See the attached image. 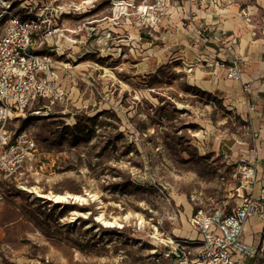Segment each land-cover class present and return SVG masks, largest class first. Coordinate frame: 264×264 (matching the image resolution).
<instances>
[{"label": "rangeland", "instance_id": "1", "mask_svg": "<svg viewBox=\"0 0 264 264\" xmlns=\"http://www.w3.org/2000/svg\"><path fill=\"white\" fill-rule=\"evenodd\" d=\"M115 1L57 0L68 12L58 23L75 29L92 21L98 33L80 31L81 42L57 56L79 74L76 84L64 80L65 104L40 109L42 102L35 103L38 113L12 121V129L32 138L34 150L31 161L0 178V264H171L164 255L169 240L195 236L193 212L228 209L237 201L236 166L209 153L207 142L250 138L242 106L233 109L191 83L186 65L201 62L178 58L189 45L155 39L139 45L136 15L120 14L135 12L141 0H126L134 4L126 9ZM233 1L256 4L223 0ZM263 15L264 8L256 11L254 26H261L257 18ZM169 20L175 28L181 21L176 13ZM34 187L39 193H85L86 200L53 202ZM100 213L117 225L96 220ZM260 226L249 218L244 241L257 245ZM244 264H264V254Z\"/></svg>", "mask_w": 264, "mask_h": 264}, {"label": "built area", "instance_id": "2", "mask_svg": "<svg viewBox=\"0 0 264 264\" xmlns=\"http://www.w3.org/2000/svg\"><path fill=\"white\" fill-rule=\"evenodd\" d=\"M122 1L125 9L134 5L130 0ZM146 1L134 5L135 12L124 11L120 15L128 19L135 14L136 25L140 26L138 32L155 39L152 36L154 28L165 26L169 13H176L181 26L196 34L201 45L210 40L216 46L217 54H222V58L210 61V65L229 61L231 65L226 77L241 80L243 59L232 50L236 38L231 37L227 44L222 40L221 32L218 36L210 35L208 26L202 24L196 15L195 7L206 0ZM63 13L68 12L57 0H0V178L10 176L19 166L31 161L34 150L32 138L24 130L12 129V121L28 111L38 113L42 108L65 104L68 88L64 80L76 84L79 74L73 70L75 65L70 60H58L57 56L66 55L65 51L72 44L81 42L80 31H85L87 37L98 33L92 21L86 22L87 26L82 24L85 28H65L57 21ZM241 13L250 21L246 13L242 10ZM163 20L164 25L161 24ZM250 28L252 35L259 33L264 37V25ZM101 35L109 37V33ZM205 62L203 60V64ZM187 67L190 71L191 66ZM249 85L250 82H241L242 90L248 92ZM89 87L92 89L93 85L90 83ZM40 102L42 104L37 105L40 109L32 108ZM243 103L252 143L235 164L233 177L238 174L239 182L237 201L230 202L228 209L217 207L193 212L189 224L195 236L170 241V248L164 255L171 259V264H244L264 254V233L257 245L244 241L243 234L245 223L251 216H256L264 227V188L253 194L257 162L255 140L259 136L252 124V114L256 110L253 102L245 97Z\"/></svg>", "mask_w": 264, "mask_h": 264}, {"label": "crops", "instance_id": "3", "mask_svg": "<svg viewBox=\"0 0 264 264\" xmlns=\"http://www.w3.org/2000/svg\"><path fill=\"white\" fill-rule=\"evenodd\" d=\"M243 3H245V6H238L235 1L226 3L223 0H213L210 2L206 0L200 6L195 7L197 17L201 18L202 24L208 26V33L210 35L218 36L221 32L222 40L227 44L231 37L236 38V43L232 45V50L243 59L240 67L241 80L226 77L228 67L231 65L229 61H224L222 64L210 65L209 68L206 67L203 64V60L212 61L216 58H222V54H217L218 50L210 40L205 45H201V42L196 40L198 39L196 34L187 28H180V22L177 23V28H175V26L172 27L170 20H168V23L164 27L158 28L156 26L154 30L158 31V37H155L156 41H166L167 43L170 42V44L175 43V45H189L190 48L179 49L180 51L183 50V52L179 54L178 58H185V62H193L195 58L199 59V62H201L199 66L195 67L191 64L190 71L187 70V75L190 77L193 85L201 90L217 93L225 99L227 104L233 106V109L236 105L238 107L242 106L244 116H246L245 119H247V113L243 97L253 102L256 111L252 114V124L259 133L258 138L255 140L257 162L256 181L253 186V194H257L260 189L264 188V37L259 33L252 35L250 27L255 22L253 18L256 11L258 15L262 13L264 0H256V4H254L255 1H243L242 5ZM241 10L246 14L248 13L252 20L247 21L245 16L242 15ZM257 20L260 22L258 25H264V15L259 16ZM164 22L165 20L162 23L164 24ZM183 34L188 35L191 43L188 42L187 37L182 36ZM136 39L139 40V45L142 43L150 44L154 41L144 33H139ZM163 49H166V47L164 46ZM188 65L190 64H187L186 67ZM196 70L200 71L199 75L196 74ZM241 82H250L248 92H244L241 89ZM223 137H215L209 143L207 142V151L212 155L222 156L227 162H231L235 166L241 153L247 152L252 141L248 135L242 140L228 136L227 138ZM249 218L255 219L256 222L259 221L263 227L261 221L256 216ZM259 229H255L254 233L256 234Z\"/></svg>", "mask_w": 264, "mask_h": 264}, {"label": "bare ground", "instance_id": "4", "mask_svg": "<svg viewBox=\"0 0 264 264\" xmlns=\"http://www.w3.org/2000/svg\"><path fill=\"white\" fill-rule=\"evenodd\" d=\"M115 5L117 7H123L124 2L122 0H116L115 1ZM210 64L211 63H210L209 60H207L205 62V66L208 67V68H209ZM79 65H77V66H79ZM98 68L100 70L103 69L104 75H107V76H109L111 78H114L115 77L114 74L112 73V71L109 70L107 67L100 66ZM196 74L199 75L200 74V71L199 70H196ZM121 85L125 89L128 88V86L125 85L124 83H121ZM141 94H142V92H141ZM143 94L147 95L149 98H152L150 96V94L148 93V90H144L143 91ZM135 98H139V93L138 92H136ZM194 134L195 135H199L198 132H195ZM33 190L37 192V195L38 196H42V197H44L46 199H50L53 202H68L70 199L73 200V201H77V202L78 201L83 202V201L86 200L85 193H83V194L71 193V192H64V193H53V192H47V193H45V192H42V193H39L38 190L36 189V187H34ZM90 197L92 199H95L96 198V195L95 194H90ZM71 212L72 213H75L74 210H71ZM96 220L101 221V223L104 224L105 226H115V225H117V223H116V221L114 219L113 220H106V219H104L103 216H102V213H100V214H98L96 216ZM255 228L256 229L259 228L258 223H255ZM194 233H195V231H194ZM249 239H250V237H247V240H249ZM169 241H171V240H169Z\"/></svg>", "mask_w": 264, "mask_h": 264}]
</instances>
